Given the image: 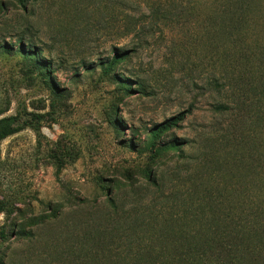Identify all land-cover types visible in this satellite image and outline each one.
Segmentation results:
<instances>
[{
    "label": "rangeland",
    "instance_id": "1",
    "mask_svg": "<svg viewBox=\"0 0 264 264\" xmlns=\"http://www.w3.org/2000/svg\"><path fill=\"white\" fill-rule=\"evenodd\" d=\"M221 8L220 0H0V117H48L38 132L0 143V264H117L132 239L128 221L152 206L166 215L163 196L194 176L264 201V126L249 118L258 95L242 67L264 58V8L232 29L222 27ZM20 44L50 63L47 74ZM115 50L128 58L106 73L101 62ZM187 108L159 138L181 150L153 155L147 131ZM211 159L219 165L207 166Z\"/></svg>",
    "mask_w": 264,
    "mask_h": 264
},
{
    "label": "trees",
    "instance_id": "2",
    "mask_svg": "<svg viewBox=\"0 0 264 264\" xmlns=\"http://www.w3.org/2000/svg\"><path fill=\"white\" fill-rule=\"evenodd\" d=\"M220 5L224 16L222 27L232 29L247 24L250 14L258 8H264V0H220ZM18 50L24 58L30 59L47 74L50 63L38 52L23 48L21 44ZM127 58V51L115 50L105 64L101 62L103 71L107 73L114 65ZM248 65V60L244 59L243 69L255 74L254 82L250 84L258 95L256 104L250 105L249 118L254 117L256 127H263L264 58L259 57L255 66ZM111 76L125 92L130 91V84L118 80L115 73ZM219 107L223 111L228 108ZM190 111V108L182 110L151 127L147 131L145 142L147 150L158 157L170 150L180 151L175 140L164 144L159 138L168 130L178 127ZM47 118L42 113L34 112L27 113L25 117L18 113L0 117V143L24 128L38 132ZM206 165H219V161L211 159ZM198 180L196 176L188 180L189 187L186 190L179 188L183 183H177L178 189H173L170 193V201H167L170 195L163 196L167 199L165 203L171 202L163 217L152 206V209L149 207L142 211L143 219L132 218L128 221V228L132 232L129 236L132 239L126 245L128 251L125 256L117 257V264L123 261H129V264H264V201L261 194L248 198L244 192L238 194L226 187L206 186ZM147 181L157 186L156 176L147 174ZM161 208L164 206L161 205ZM138 230L145 234L140 232V242L136 243L135 232ZM0 235L3 236L2 231ZM144 236L148 240L146 245L142 244Z\"/></svg>",
    "mask_w": 264,
    "mask_h": 264
}]
</instances>
